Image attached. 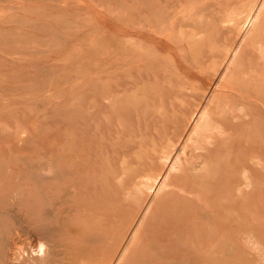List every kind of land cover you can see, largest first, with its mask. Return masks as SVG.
<instances>
[{
	"label": "rangeland",
	"instance_id": "1",
	"mask_svg": "<svg viewBox=\"0 0 264 264\" xmlns=\"http://www.w3.org/2000/svg\"><path fill=\"white\" fill-rule=\"evenodd\" d=\"M0 264H264V0H0Z\"/></svg>",
	"mask_w": 264,
	"mask_h": 264
}]
</instances>
